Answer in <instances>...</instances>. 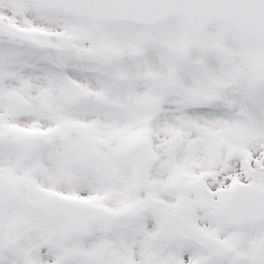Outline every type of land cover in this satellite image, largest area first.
<instances>
[{
  "label": "snow or ice",
  "instance_id": "snow-or-ice-1",
  "mask_svg": "<svg viewBox=\"0 0 264 264\" xmlns=\"http://www.w3.org/2000/svg\"><path fill=\"white\" fill-rule=\"evenodd\" d=\"M0 264H264V0H0Z\"/></svg>",
  "mask_w": 264,
  "mask_h": 264
}]
</instances>
